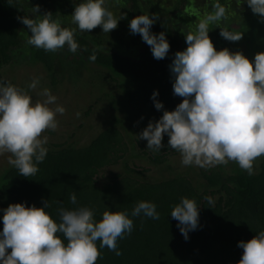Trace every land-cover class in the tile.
Returning <instances> with one entry per match:
<instances>
[{
	"label": "clouds",
	"instance_id": "9594fccd",
	"mask_svg": "<svg viewBox=\"0 0 264 264\" xmlns=\"http://www.w3.org/2000/svg\"><path fill=\"white\" fill-rule=\"evenodd\" d=\"M244 2L264 21V0ZM212 9L199 20L194 31L185 35L187 47L177 51L169 65L174 76L173 94L181 97V102L172 111L164 110L155 122L149 121L138 138L147 141L148 149L158 152L164 147L166 134L168 146L181 155L184 166L211 168L234 162L253 175L254 162L264 156V52L255 53L250 61L240 51H217L208 35L210 24H217L219 35L231 42L241 40L243 33L219 27V22L227 19V9L219 0H214ZM32 10L37 14L35 18H17L30 30L27 44L45 52L56 53L65 46L68 51L77 52L80 45L74 38L76 29L62 27L51 12L38 14L39 5ZM125 17L120 14L117 18L105 6V0H80L71 22L80 32L100 27L109 33ZM157 19L156 14L151 18L149 14L137 15L129 21V29L150 47L153 58L162 60L170 45L164 32L150 31ZM95 52L94 49L89 57L93 62ZM38 82L33 80L28 87L35 89ZM157 94L154 91L152 95L154 107L161 110L163 104L155 101ZM40 95L46 99L33 103L27 91L0 81V154L9 153L8 163L26 178L36 175L37 165L46 158L48 149L44 145L48 137L43 134L55 131L56 115L65 113L63 106L49 107L57 100L49 89ZM205 199L212 203L210 198ZM70 201L76 204L74 192ZM48 207L45 200L43 207L10 203L2 210L0 264H96L101 257L99 249L105 247L122 255L117 241L133 230L127 211L106 208L97 221L88 207H60L57 223L45 211ZM141 214L154 220L160 218L156 205L148 201L137 202L131 211L133 217ZM170 215L186 240L188 232L198 227L199 211L193 199L181 197ZM237 246L243 250L237 264H264V230L247 241H239Z\"/></svg>",
	"mask_w": 264,
	"mask_h": 264
},
{
	"label": "trees",
	"instance_id": "16d2710c",
	"mask_svg": "<svg viewBox=\"0 0 264 264\" xmlns=\"http://www.w3.org/2000/svg\"><path fill=\"white\" fill-rule=\"evenodd\" d=\"M34 1L35 6L39 5L38 14L51 12L52 18L59 19L62 27L72 28L61 3L55 0ZM140 1L147 5L148 13L142 11ZM117 2L129 21L141 14H149L150 18L152 14L158 16L150 31L153 34L165 33L170 45L167 56L162 60L153 58L150 47L140 35L136 54L130 56L117 50L102 49L75 31L74 38L80 45L76 53L84 61L128 80L129 85L122 87V97L114 101L113 109L123 116L131 129H135L138 120L155 122L164 110H174L182 100L173 94L174 76L169 68L175 53L183 51L172 20L184 13L189 3L188 0H175L169 9L157 12L151 0ZM36 15L33 10L23 9L20 0H0V69L13 62L14 52L25 44L32 58L48 71L55 68L61 52L68 51L65 46L56 53L45 52L27 44L30 30L17 18H35ZM94 49L96 60L93 62L89 57ZM154 91L158 93L155 101L163 104L161 110L154 107ZM121 123V120L114 119L112 125L85 147L48 149L34 176H21L14 166L7 169L0 184V231L3 228L2 210L10 203L43 207V201L47 200L50 207L45 211L57 223L60 207L70 210L88 207L97 221L108 208L110 211H127L133 220V230L117 241L122 255L117 256L106 247L100 248L101 257L96 264H237L243 251L237 246L238 242L247 241L264 230V161L253 175L235 171L226 176L218 168L206 169L202 176L213 189L202 192L184 176L141 182L130 176L112 174L107 177V183L100 184L103 171L118 165L128 154V145L119 129ZM138 146L142 155L155 165L167 163L169 157L178 153L170 147L152 152L142 144ZM73 192L76 204L70 201ZM181 197L193 199L199 211L198 227L188 232L187 240L177 227L178 222L170 215ZM206 197L212 200L211 204ZM139 201L154 203L160 218L154 220L143 214L131 216Z\"/></svg>",
	"mask_w": 264,
	"mask_h": 264
},
{
	"label": "rangeland",
	"instance_id": "374dc122",
	"mask_svg": "<svg viewBox=\"0 0 264 264\" xmlns=\"http://www.w3.org/2000/svg\"><path fill=\"white\" fill-rule=\"evenodd\" d=\"M62 4L63 11L69 25L77 32L87 36L100 48L117 50L130 56L136 54L140 45L139 34H132L129 29V20L125 17L118 20L116 29L109 33L102 32L97 27L90 32H80L71 22V14L80 0H55ZM157 12L169 9L175 0H151ZM227 9V19L219 22V27H227L229 31L243 33L241 40L231 42L219 35L217 24L209 25V37L217 51L228 48L231 52L240 51L250 61L255 53L264 52V21L258 15L252 13L244 0H219ZM21 6L26 11H31L35 6L34 0H20ZM188 7L184 13L174 17L173 26L182 42L183 50L187 47L185 35L194 31L197 23L205 15L212 12L214 0H188ZM142 11L148 13L147 5L140 1ZM105 6L119 18L121 11L117 0H105ZM38 80L35 89L28 86ZM0 81L24 89L32 97L33 103L43 101L46 97L40 95L45 88L57 98L56 104L49 105L55 108L57 105L65 108L63 115L57 114L58 128L55 131L48 130L43 135L48 137L47 149L55 147L82 148L87 146L101 131L113 124L114 119L121 120L119 129L122 131L128 145L127 156L116 166L109 167L100 175V184L107 183V177L112 174L130 176L141 182H157L177 176L189 178L199 192L211 190L202 176L206 169L218 168L223 175H231L235 171H242L234 162L227 165H218L211 168H201L195 165L184 166L181 163V155L177 153L169 157L167 163L155 165L140 152L138 144L147 148V141L139 139L141 131L147 127V122L137 121L135 129H131L123 116L113 109L114 101L122 97V87L129 82L123 76H119L106 69H102L92 63L84 61L76 52L63 51L52 71H48L42 64L36 62L29 51L28 45L14 52V60L0 69ZM79 113V116H77ZM43 138V137H42ZM164 147L168 146V136L165 134L162 140ZM10 154H0V184L4 172L12 167L8 163ZM264 156L254 162V173L259 171Z\"/></svg>",
	"mask_w": 264,
	"mask_h": 264
}]
</instances>
